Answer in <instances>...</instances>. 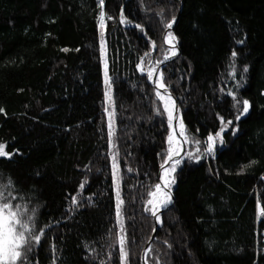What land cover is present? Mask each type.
Masks as SVG:
<instances>
[{"label":"trees","instance_id":"trees-1","mask_svg":"<svg viewBox=\"0 0 264 264\" xmlns=\"http://www.w3.org/2000/svg\"><path fill=\"white\" fill-rule=\"evenodd\" d=\"M179 13L172 34L180 55L163 69V81L179 102L186 151L199 160L185 155L176 167L175 202L162 215L148 264H264V0H104L103 9L99 0H0V143L12 154L0 157V183L11 182L13 203L33 211L43 230L26 264H125L113 152L126 264H143L155 230L145 209L171 129L137 65L145 53L144 71L149 60L163 59L166 25ZM229 92L249 101L239 121L242 105ZM222 119L233 123L207 154L204 141Z\"/></svg>","mask_w":264,"mask_h":264},{"label":"snow or ice","instance_id":"snow-or-ice-1","mask_svg":"<svg viewBox=\"0 0 264 264\" xmlns=\"http://www.w3.org/2000/svg\"><path fill=\"white\" fill-rule=\"evenodd\" d=\"M104 0H99V6L103 9ZM107 19H111V17H107ZM106 16L103 10H101L99 14V24L101 29V43L103 45V34L104 28L106 26ZM124 18L121 17V23H124ZM174 22V21H173ZM139 27V25H137ZM167 28L172 27V23L166 25ZM164 43L169 45L167 52L164 54L163 59L156 61L155 65L148 62V70L144 72V64L145 58L150 56V53H145L144 57L140 59V62L137 65L138 70L141 71L142 75H145L149 81H152L156 91L155 97L158 101L162 103L163 112L161 113L160 108H157L158 114L167 115V124L169 129H171V133L168 138V149L167 154L163 159V162L160 165L162 170L161 181L163 183H156L154 186V190L149 193L151 199L147 201V204L150 205L149 208H146V211H150L152 216L156 217L157 221H160V217L158 212L162 208H166L169 204L172 203L171 199V187L175 183L174 173L176 172V167L182 162L184 156L181 155L182 146L181 141L176 138V128L174 126V120L178 118L174 115L176 112V104L171 95L167 91V85L163 82V71L158 70V65L164 61L170 59V55H176V43L175 37L171 32H168L164 37ZM242 43V41H241ZM152 48L155 49V42L152 44ZM64 51H67L65 49ZM103 52V47H102ZM170 54V55H169ZM236 53L233 52V56ZM244 71H247L245 69ZM234 74V73H233ZM104 77H105V97L109 104L112 102L111 95V81L108 75L107 63H105L104 69ZM163 89V93L160 91ZM232 96V99L236 101V104L242 105V107H238V114L236 116V120L239 121L243 115H246L249 112L250 104L249 101L243 100L239 101L236 99L235 95L231 92L228 93ZM2 111V110H0ZM107 111V109H106ZM109 136L114 135L113 132V122L112 117L114 115L113 112H109ZM233 121L228 120L227 122L221 120L222 127L220 131L215 135H208L205 144V152L207 154H213L217 145V141L222 145L223 137L222 133L229 126L232 125ZM179 136L183 139L184 144H188L190 142V138L187 135L183 121L179 120ZM234 134V133H233ZM191 143L195 145V152H200V141L199 140H191ZM10 153L5 151V145L0 143V157H8L11 158ZM116 155L113 154V175L117 179V204H116V218L117 223L120 227V237H119V255L121 261H127L128 252L125 247V234H124V221L121 213V205L123 204V200L120 198L119 194V174H118V166L116 163ZM185 155L189 159H196L197 162L199 160L198 156H194L192 151H185ZM174 157H176L174 159ZM256 161H250L249 164L242 166L251 167L255 164ZM12 184L9 181L7 184L0 183V264H26L27 254L30 252L35 245L40 243V239L43 236V230L37 231L35 227V221L33 219L34 212L29 210L26 205H20L17 203H13V200L16 199L12 195ZM81 188L84 187L82 184ZM73 203H76L75 197L73 198ZM259 214L264 216V206L259 208ZM150 251V249H149Z\"/></svg>","mask_w":264,"mask_h":264},{"label":"water","instance_id":"water-1","mask_svg":"<svg viewBox=\"0 0 264 264\" xmlns=\"http://www.w3.org/2000/svg\"><path fill=\"white\" fill-rule=\"evenodd\" d=\"M181 10H182V7L180 8V13H181ZM180 13L178 15V17L174 20V22H172V27L169 29H167V32L165 33V35L168 33V32H173L176 24L178 23V20H179V16H180ZM165 37V36H164ZM175 37V36H174ZM175 43H176V55L174 56H171L170 55V59H168L167 61H164L161 63V65L158 66V70H162L165 68V66L173 61L175 58H177L179 55H180V50H179V47H178V43H177V39L175 38ZM167 47H169V45L166 44ZM153 86V82L152 81H149ZM164 82V81H163ZM155 87V86H154ZM156 89V88H155ZM162 93H163V89L160 90ZM167 91L168 93L171 95V97L173 98V100L175 101V104H176V112L174 113V115L178 118L177 120H174V126L176 128V136L179 137L180 141H181V146H182V152H181V155L185 157V151L187 150V144H184L183 143V139L179 136V132L177 131V123H178V120H179V117H181V119L183 120V116L181 114V110H180V106H179V102L177 100V98L175 97V95L172 93V91L170 89L167 88ZM184 125V123H183ZM184 159V158H183ZM182 159V160H183ZM161 174H162V170L160 168V173H159V180L160 182L159 183H163L160 179L161 177ZM171 199H172V203L169 204L166 208H163L162 210H160L158 212V215L160 217V221H157L156 217L152 216L153 219H154V222H155V230L143 252V255H142V262L143 264H148V261H147V257H148V254H149V249L151 250V247H152V244H153V241L154 239L156 238L157 236V233L162 225V215L168 211L173 205H174V202H175V196H174V192H173V189L171 188Z\"/></svg>","mask_w":264,"mask_h":264},{"label":"rangeland","instance_id":"rangeland-1","mask_svg":"<svg viewBox=\"0 0 264 264\" xmlns=\"http://www.w3.org/2000/svg\"><path fill=\"white\" fill-rule=\"evenodd\" d=\"M104 45H105V43L103 41V46ZM103 55H104V60H105L104 62L106 63V52H105L104 49H103ZM153 65H155V64H153ZM144 72H147V70H145ZM111 95H112V102H111V104H109V102L107 101V99H106V104H107V118H108V121H109V115H108V113L109 112H113L114 113V115L112 117L114 135L110 136L111 149L114 150V146H115V136H116L117 126H116V119H115V109H114V102H113V88H112V86H111ZM113 154H116V152H113ZM112 157H113V155H112ZM116 158H117V156H116ZM116 163H117V161H116ZM117 166H118V174H119V194H120V198H121V172H120V167H119L118 163H117ZM113 172H114V169H113ZM113 179H114V188H115V195H116V193H117V179H116V177L114 175H113ZM116 200H117V196H116ZM148 207H150V205H148ZM121 209H122V205H121Z\"/></svg>","mask_w":264,"mask_h":264},{"label":"bare ground","instance_id":"bare-ground-1","mask_svg":"<svg viewBox=\"0 0 264 264\" xmlns=\"http://www.w3.org/2000/svg\"><path fill=\"white\" fill-rule=\"evenodd\" d=\"M179 120H182L181 117H179ZM179 120H178V123H177V131H178V132L180 131V128H179ZM182 121H183V120H182ZM184 129H185V127H184ZM176 138H177L178 140H180L179 137L176 136ZM175 158H176V157H174V159H175ZM162 209H163V208H162ZM162 209H160V210H162Z\"/></svg>","mask_w":264,"mask_h":264}]
</instances>
